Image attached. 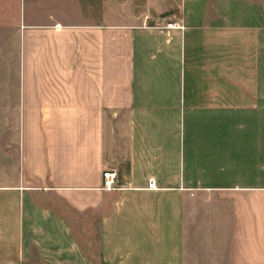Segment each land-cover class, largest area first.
Segmentation results:
<instances>
[{
    "label": "crops",
    "instance_id": "crops-1",
    "mask_svg": "<svg viewBox=\"0 0 264 264\" xmlns=\"http://www.w3.org/2000/svg\"><path fill=\"white\" fill-rule=\"evenodd\" d=\"M0 264H264V0H0Z\"/></svg>",
    "mask_w": 264,
    "mask_h": 264
},
{
    "label": "built area",
    "instance_id": "built-area-1",
    "mask_svg": "<svg viewBox=\"0 0 264 264\" xmlns=\"http://www.w3.org/2000/svg\"><path fill=\"white\" fill-rule=\"evenodd\" d=\"M161 27L162 25H158ZM163 27L172 29H184V25L181 21L167 22ZM149 187H156L155 181L152 179L149 181ZM103 188L109 191L119 189L118 185V172L116 169L108 168L103 171Z\"/></svg>",
    "mask_w": 264,
    "mask_h": 264
}]
</instances>
